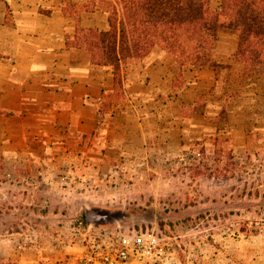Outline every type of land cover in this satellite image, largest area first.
<instances>
[{"label":"crops","instance_id":"0c3cea01","mask_svg":"<svg viewBox=\"0 0 264 264\" xmlns=\"http://www.w3.org/2000/svg\"><path fill=\"white\" fill-rule=\"evenodd\" d=\"M118 1L0 0V200L25 201L0 204V217L25 212L0 219V264H80L83 247L58 231L99 199L158 198L186 149L264 151V46L223 29L204 63L182 64L158 43L117 79L85 45ZM174 252L165 264H180Z\"/></svg>","mask_w":264,"mask_h":264},{"label":"rangeland","instance_id":"374dc122","mask_svg":"<svg viewBox=\"0 0 264 264\" xmlns=\"http://www.w3.org/2000/svg\"><path fill=\"white\" fill-rule=\"evenodd\" d=\"M206 159L214 163L175 167L170 175L179 178L159 185L158 198L139 192L99 199V207L125 214L124 220L101 226L158 227L171 238L180 264H264V151L206 153ZM2 168L0 160V181ZM193 177L198 180L191 181ZM3 186L0 191L10 188L9 183ZM26 187L19 185L22 192ZM194 190L198 196H187ZM174 191L183 198L171 197ZM9 202L17 206L25 201L0 200L1 205ZM13 215L0 219H25L22 210Z\"/></svg>","mask_w":264,"mask_h":264},{"label":"trees","instance_id":"16d2710c","mask_svg":"<svg viewBox=\"0 0 264 264\" xmlns=\"http://www.w3.org/2000/svg\"><path fill=\"white\" fill-rule=\"evenodd\" d=\"M109 22L108 32L89 33L85 47L93 63L113 66L117 79L121 64L158 43L182 64L204 63L223 29L238 32L242 48L264 46V0H222L216 11L209 0H120Z\"/></svg>","mask_w":264,"mask_h":264},{"label":"built area","instance_id":"2783aa9c","mask_svg":"<svg viewBox=\"0 0 264 264\" xmlns=\"http://www.w3.org/2000/svg\"><path fill=\"white\" fill-rule=\"evenodd\" d=\"M206 152L199 148L184 150L174 160L182 165L204 161ZM57 238L67 245L80 244V264H165L174 256L170 237L158 227L107 225L93 227L82 222L62 227Z\"/></svg>","mask_w":264,"mask_h":264},{"label":"water","instance_id":"95a60500","mask_svg":"<svg viewBox=\"0 0 264 264\" xmlns=\"http://www.w3.org/2000/svg\"><path fill=\"white\" fill-rule=\"evenodd\" d=\"M124 217L125 214H121L120 211H111L99 206H89L85 210L86 223L93 227L120 222Z\"/></svg>","mask_w":264,"mask_h":264}]
</instances>
